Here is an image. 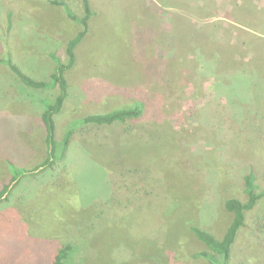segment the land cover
I'll return each instance as SVG.
<instances>
[{
	"label": "rangeland",
	"instance_id": "1",
	"mask_svg": "<svg viewBox=\"0 0 264 264\" xmlns=\"http://www.w3.org/2000/svg\"><path fill=\"white\" fill-rule=\"evenodd\" d=\"M0 0V264H211L197 226L222 238L251 173L264 187V0ZM68 88H33L6 65ZM69 55L74 56L69 66ZM253 74L251 75V73ZM60 142L80 118L143 102L138 118L79 125L48 156L43 101ZM58 146L57 148H59ZM230 264H264V199Z\"/></svg>",
	"mask_w": 264,
	"mask_h": 264
},
{
	"label": "trees",
	"instance_id": "2",
	"mask_svg": "<svg viewBox=\"0 0 264 264\" xmlns=\"http://www.w3.org/2000/svg\"><path fill=\"white\" fill-rule=\"evenodd\" d=\"M83 4L84 14L78 15L73 12L71 9L66 8V12L68 17L73 19L76 23L80 25V31L72 40L73 47L79 44L82 39L87 35L89 31V21L95 14V11L92 9L90 0H81ZM262 41L258 43L264 42L263 38H259ZM69 66L72 63L74 56L69 55ZM51 58L55 62V69L50 76L49 80H36L26 73H24L19 66L11 59L9 55H7L4 59V62L9 67V69L26 85L33 88H42V89H50L56 86L57 84L61 88V94L58 97V103L65 98L68 88V83L60 72L61 69L66 68L67 64H64L61 58L56 53H51ZM253 72L251 73V75ZM45 106V115L48 123V133L46 136V143L48 145V156L47 158L37 165L32 170H28L26 168H19L15 166L12 162H9V167L12 173V177L17 179L19 177L25 176L28 173H32L33 171L44 169L50 167L54 164V162L58 158H62L65 153V148H67L68 143L70 142V137L75 132V129L82 125L83 123L95 120L99 123H114V122H124L128 119L138 118L144 111V103L143 102H134L130 106H125L121 108L114 109L104 115H97L95 117L90 118H80L70 123L69 128L67 129L64 138L58 143L55 140L54 136V127L55 122L53 120V114L55 113L56 108L54 107L55 102L49 104L48 100L43 101ZM93 120V121H94ZM60 146L59 148H57ZM2 193V192H0ZM245 193L247 195V199L242 201L239 198L231 197L226 201V209L234 214V219L230 226L228 227L226 233L222 238H218L213 235L210 231L202 229L197 226H192L191 229L195 236L201 240L206 246L207 250L200 251L195 253L196 257L206 258L211 264H230V260L232 258V245L235 241L236 234L238 228L243 222L244 216L247 211H250L255 208V206L264 199V187L261 188L257 182V177L254 173H251L246 178V187ZM65 254V250H60L59 253L56 254L54 264H59V261L62 255Z\"/></svg>",
	"mask_w": 264,
	"mask_h": 264
}]
</instances>
